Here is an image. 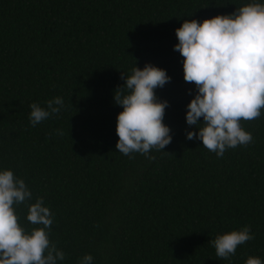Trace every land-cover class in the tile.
Returning <instances> with one entry per match:
<instances>
[{
  "label": "trees",
  "instance_id": "trees-1",
  "mask_svg": "<svg viewBox=\"0 0 264 264\" xmlns=\"http://www.w3.org/2000/svg\"><path fill=\"white\" fill-rule=\"evenodd\" d=\"M264 0H0V171L24 179L32 199L14 205L22 226L38 197L54 214L50 240L59 264H246L264 260V110L241 121L253 142L223 157L188 140L196 95L174 46L185 20L202 22ZM152 64L171 80L172 143L140 153L118 151L114 94L137 66ZM191 90V94H189ZM127 94V92L125 93ZM62 97L58 115L32 126L30 105ZM202 122V118H201ZM62 132L63 134H58ZM251 226L255 239L228 259L218 235Z\"/></svg>",
  "mask_w": 264,
  "mask_h": 264
},
{
  "label": "clouds",
  "instance_id": "clouds-1",
  "mask_svg": "<svg viewBox=\"0 0 264 264\" xmlns=\"http://www.w3.org/2000/svg\"><path fill=\"white\" fill-rule=\"evenodd\" d=\"M179 43L174 46L183 59L184 80L194 83L196 95L187 105L186 122L199 131H187L188 140L199 139L203 147L223 157L228 149L253 142L241 121L258 119L264 110V3L251 2L229 15L185 20L176 29ZM123 86L115 90V104L121 106L117 116L118 151L126 156L163 151L173 140L171 128L164 123L167 100H159L157 88L171 80L166 70L146 64L135 66L132 74L122 73ZM127 92V94H125ZM191 94V90H189ZM64 107L62 97L47 101V107L30 105L32 126L58 115ZM202 118V122H201ZM58 134L62 135V132ZM24 179L11 169L0 171V264H59L65 253L50 240L54 214L38 197L28 205L27 221L34 227L21 225L14 205L32 199ZM251 226L218 235L211 241L216 256L228 259L238 246L254 240ZM91 255L80 264H92ZM246 264H264L250 256Z\"/></svg>",
  "mask_w": 264,
  "mask_h": 264
}]
</instances>
